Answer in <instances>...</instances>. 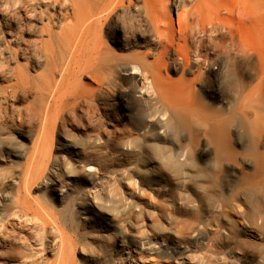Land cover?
<instances>
[{"label":"rangeland","instance_id":"1","mask_svg":"<svg viewBox=\"0 0 264 264\" xmlns=\"http://www.w3.org/2000/svg\"><path fill=\"white\" fill-rule=\"evenodd\" d=\"M18 1L0 0V253L26 257L0 264H57L55 228L76 264H264V0H170L162 30L196 11L178 53L144 0L99 40L72 36V9L48 21Z\"/></svg>","mask_w":264,"mask_h":264},{"label":"bare ground","instance_id":"2","mask_svg":"<svg viewBox=\"0 0 264 264\" xmlns=\"http://www.w3.org/2000/svg\"><path fill=\"white\" fill-rule=\"evenodd\" d=\"M34 1H41L42 3H44L45 9L44 10L35 9V7L33 6L34 2L31 3L25 0H19L18 6L16 7L15 10L21 11L22 9H24L25 12H29V14H31L32 16H35L37 14L36 10H39L40 13L47 15L48 21H51V15L48 14L49 10L52 9L54 10V12L59 14L62 13L61 10L72 9V16L74 18V21L71 24L66 25L67 28L66 26L65 28L70 31L72 36L77 35L80 32L82 35L86 31H88L91 32L94 35V37L99 40L101 39V33L103 29V24L101 23L102 18L107 17V15L110 12L114 11L118 6L122 5L126 0H34ZM127 1L130 2L131 0H127ZM169 1L170 0H152L150 6L148 5V0H144V6L146 7L147 17L153 24L154 28L156 29L160 43L163 45L164 49L166 50L173 49L178 53L179 51L175 47L176 39L177 38L186 39L188 35L193 32V26L191 22L189 23V18H192L196 14V11H194L193 9L178 11L176 21L174 20V24H173V20H170L168 21L169 27L166 30H162L160 26V22L162 21V19L160 12L158 10L161 8L164 9L167 8ZM23 18L30 19L27 15H24ZM175 23L177 24V27H175ZM256 24H259V22H257ZM43 27H42V31L44 29L47 30L50 39H52L54 34L49 29L46 28V25H44ZM231 37L232 40L234 41L235 34L232 31H231ZM238 38L240 40L239 50L244 52L247 49H249V47L246 45V40H245L246 36H243L242 33H239ZM40 48L43 49L48 59L51 58L50 51L46 45H42L40 46ZM253 50H255L258 54L261 52L259 51L258 47L253 48ZM154 64L155 67L157 68L165 66V64L161 60H156ZM133 69H134L132 71L133 73H137L139 70L141 72L143 70L144 71L143 73L150 72V70H148V67L146 66L141 67V65L139 66L135 65L133 66ZM62 78H64V75L62 76ZM241 105H243V101H241ZM67 169L69 168L67 167ZM64 170H66V167H64ZM76 204H77V208L81 209L82 211H89V210L94 211V210H99L100 208L99 202L95 197L91 198L90 200H85L84 198H81V200L77 201ZM54 232L56 234L51 238V241L58 240L59 243V260L57 261V264H76L73 261L67 260L66 257L63 256V250L64 248L69 246L70 249L74 251L77 240L66 238L64 233L58 228H55ZM145 243L147 244V242L143 240L140 242V245L144 246ZM80 247L82 250L87 251L84 243L80 242ZM143 248H149V247H143ZM157 251L158 250H154V251L150 250L148 252L154 253ZM86 254L88 255L89 259L95 260L94 251L89 250ZM17 255L19 256L17 257ZM0 256L5 258L11 257V259L15 260L16 258H25L26 254L21 249L16 247V248H12L11 250L1 252ZM149 259L151 262L147 264L159 263L158 260L154 258V256L150 257ZM81 264L84 263L82 262Z\"/></svg>","mask_w":264,"mask_h":264}]
</instances>
